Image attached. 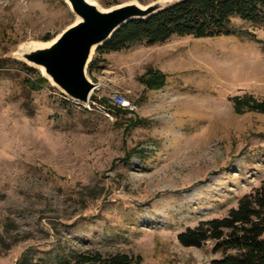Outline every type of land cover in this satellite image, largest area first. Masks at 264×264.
<instances>
[{"label":"rangeland","instance_id":"374dc122","mask_svg":"<svg viewBox=\"0 0 264 264\" xmlns=\"http://www.w3.org/2000/svg\"><path fill=\"white\" fill-rule=\"evenodd\" d=\"M104 11L180 0H90ZM78 21L64 0H0V264H65L84 252L143 264H209L213 243L178 235L221 219L264 182V25L173 37L92 57L94 96L123 93L138 110L87 112L23 54ZM164 76L161 89L142 78ZM37 87V86H36ZM107 103V102H106ZM108 104V103H107Z\"/></svg>","mask_w":264,"mask_h":264},{"label":"trees","instance_id":"16d2710c","mask_svg":"<svg viewBox=\"0 0 264 264\" xmlns=\"http://www.w3.org/2000/svg\"><path fill=\"white\" fill-rule=\"evenodd\" d=\"M236 18L264 25V0H180L148 18L128 22L96 53L99 56L119 53L144 43L163 45L173 37L219 38L230 35ZM96 65L98 61L93 60L88 69L90 75ZM142 82L152 89H161L166 83L164 76L154 71H149ZM46 84L49 81L44 77H40L37 85L29 82L33 90H40ZM233 102L238 115L264 114V102L252 97L234 98ZM178 240L184 247L198 249L213 243V252L222 256L209 264H264V182L243 196L237 208L231 209L226 217L202 221L197 227L180 233ZM73 258L72 263L65 264H143L141 257L122 253L84 252Z\"/></svg>","mask_w":264,"mask_h":264},{"label":"water","instance_id":"95a60500","mask_svg":"<svg viewBox=\"0 0 264 264\" xmlns=\"http://www.w3.org/2000/svg\"><path fill=\"white\" fill-rule=\"evenodd\" d=\"M64 1L78 21L55 38L51 46L27 51L22 57L30 65L44 68V78L79 104L88 102L95 87L88 78L94 53L128 22L148 18L178 2L146 8L128 4L104 11L88 0Z\"/></svg>","mask_w":264,"mask_h":264},{"label":"built area","instance_id":"2783aa9c","mask_svg":"<svg viewBox=\"0 0 264 264\" xmlns=\"http://www.w3.org/2000/svg\"><path fill=\"white\" fill-rule=\"evenodd\" d=\"M93 94L94 90L90 94L88 102L81 104L83 109L87 112L100 110L110 117L114 109H121L128 112L130 115L134 114V112L138 110L137 106L133 105L127 97L118 90H114L110 95H108L106 99L107 101L103 100V97L94 96Z\"/></svg>","mask_w":264,"mask_h":264},{"label":"bare ground","instance_id":"6f19581e","mask_svg":"<svg viewBox=\"0 0 264 264\" xmlns=\"http://www.w3.org/2000/svg\"><path fill=\"white\" fill-rule=\"evenodd\" d=\"M88 1H90V0H88ZM90 2H91V1H90ZM93 3H94V2H93ZM93 3L91 2V4H93ZM55 41H56V39H55L54 41L50 42V43H47V44H33V45L30 47V49H28V51H32V50H36V49H44V48H47V47L51 46V45L53 44V42H55ZM40 70H41V73H42L44 76L47 77L46 72H45V69H44V68H41Z\"/></svg>","mask_w":264,"mask_h":264}]
</instances>
